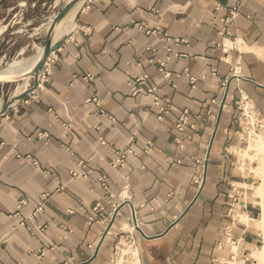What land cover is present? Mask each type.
Here are the masks:
<instances>
[{"label": "crops", "instance_id": "obj_1", "mask_svg": "<svg viewBox=\"0 0 264 264\" xmlns=\"http://www.w3.org/2000/svg\"><path fill=\"white\" fill-rule=\"evenodd\" d=\"M72 10L37 88L0 116V264H111L123 238L138 264H264L249 228L262 213L264 155L249 149L240 112L264 126V0H83ZM141 75L171 103L162 120L151 95L130 92ZM129 140L124 165L111 167ZM80 160L89 177L71 178Z\"/></svg>", "mask_w": 264, "mask_h": 264}, {"label": "rangeland", "instance_id": "obj_2", "mask_svg": "<svg viewBox=\"0 0 264 264\" xmlns=\"http://www.w3.org/2000/svg\"><path fill=\"white\" fill-rule=\"evenodd\" d=\"M68 0H4L0 4V68L6 64L21 59H29L36 55L37 51L44 45L46 31L50 20L54 14L62 8ZM59 29V28H58ZM31 83V80H28ZM20 82H10L0 84V103L10 98L17 84ZM256 140V139H255ZM255 157L264 155L257 153L255 148ZM254 159V156L251 158ZM264 163V161H263ZM262 180H264V171L260 172ZM254 188V192L260 197L262 205L261 216L254 222H250L249 228L260 234L257 247H263L259 252L264 258V199L261 198L259 192ZM238 219V217L236 218ZM240 221H249L246 217L240 216ZM132 246L126 238L120 239L117 244L116 252L113 255L111 264H129L128 254L124 256L123 261L120 259V249H126ZM135 248L134 246H132ZM255 248V247H254ZM256 249V248H255ZM252 253H256V250ZM137 255V250H136ZM253 259L249 264H261L260 257L252 255Z\"/></svg>", "mask_w": 264, "mask_h": 264}, {"label": "built area", "instance_id": "obj_3", "mask_svg": "<svg viewBox=\"0 0 264 264\" xmlns=\"http://www.w3.org/2000/svg\"><path fill=\"white\" fill-rule=\"evenodd\" d=\"M155 13H156V16L158 18H160L159 11H156ZM238 14H239L238 6H235L229 11V14L227 16L220 19L221 28H220V31H218V34L220 36L224 37V36L230 35L229 25L234 22V20L238 16ZM156 30H159V28L156 27ZM167 40H169V39L167 38ZM234 44H235V41H234ZM217 45L219 46V44H217ZM222 47L224 49V45H222ZM167 50H168V52L172 51V49L170 47H168ZM49 60H50V57L47 59L45 65H44V69L40 75V80L44 77L45 73L47 72V68H48L47 66H48ZM163 68H164V63L161 62L159 65V71L162 72L164 70ZM164 76L168 77L169 73H164ZM147 77H148L147 75H141L133 81L128 80L127 85L130 88L131 94L134 96H136V95H147V94L151 95L153 98V105L159 111L157 118H158V120H162L163 116L169 112L170 107H171V103L168 99H165V98H162L161 96H159L156 93L157 91H156L155 87H149V88H143L142 87L143 84L145 83V81L147 80ZM94 100H95V103L99 105V102L96 101V99H94ZM240 112H241V117L246 124V130L248 131L249 136H250L251 132H255V133H259L260 135H262L264 137V126H263V124H261L260 122H257L253 118L252 114L250 113L249 108L247 106H243V107H241ZM110 118L114 122V118H112V117H110ZM189 124H190V121L188 118V111L184 110L178 117V122L176 123V127L179 130H182L186 125H189ZM98 141L101 144H105V142H106L102 137H99ZM132 149H133V147L131 144V140H129L126 143L125 149L118 152L117 158L110 161V163H109L110 166L113 168L122 167L125 163L126 154L128 152H131ZM27 158H29V157H27ZM88 162H89V160H80L78 162V169L70 171L71 178H77V177L88 178L89 174L91 172L90 169H87L88 168ZM32 163H33V165L39 167L37 161L33 160ZM46 172L47 171H43V173H46ZM98 181L100 182V184H101V186L105 192L106 199L110 202L114 198V195L110 192L109 186L107 184L106 175H100L98 177ZM195 182L200 184L201 179L200 180L196 179ZM63 188H64V184L61 183L58 185L57 190H60ZM44 198H45V196L43 195L41 200H43ZM24 204H25L24 200H21L19 203L20 206L24 205ZM42 208H43L42 202H40V204L35 209V211L33 212L32 216L30 218H33L36 213H39L40 211H42ZM97 209H102V206L100 203H97L96 206L93 208V210H97ZM93 218L94 217H90V221H93L94 220ZM20 224L24 225V219L21 218Z\"/></svg>", "mask_w": 264, "mask_h": 264}, {"label": "water", "instance_id": "obj_4", "mask_svg": "<svg viewBox=\"0 0 264 264\" xmlns=\"http://www.w3.org/2000/svg\"><path fill=\"white\" fill-rule=\"evenodd\" d=\"M81 1L83 0H68L66 4L54 14L53 18L49 22L46 31L42 53L31 69H29L28 71H22L0 77V84L31 80V83H29V86L24 91L8 99V101L0 109V116L7 113L13 106V104L23 100L29 93L37 88L40 82L41 72L44 69V65L47 59L63 43L65 39L64 37L55 38L59 26L71 12L74 6H76ZM3 68L4 67L0 68V70H2Z\"/></svg>", "mask_w": 264, "mask_h": 264}, {"label": "bare ground", "instance_id": "obj_5", "mask_svg": "<svg viewBox=\"0 0 264 264\" xmlns=\"http://www.w3.org/2000/svg\"><path fill=\"white\" fill-rule=\"evenodd\" d=\"M78 6H79V3L76 6H74L72 11H74ZM62 31H63V29H62V26H61L57 30L55 38H57L58 35ZM42 50H43V48L41 47V49H39L37 51L36 55H32L33 57H31L29 59L21 58V59H18V60H15V61H12V62L6 64V66H4V68L2 70H0V77H4V76H7L9 74L18 73V72H22V71H28L29 69H31L33 67V65L39 59V57H40V55L42 53ZM27 83H28V80H25L24 82L21 83L23 89L26 87ZM28 86H29V84H28ZM248 137L251 138L250 144H249L250 148L253 147V148H255V150H257V153L264 154V137L262 135H260L259 133H255V132H251L250 136L248 135ZM263 161L264 160H261L259 162V164H258L257 170L259 171V173L264 171V163H263ZM256 191L259 192V194L261 195V198L264 199V180H262L261 183L257 186ZM119 252H120L121 261H123L124 256L126 254H128L129 264H138L137 255H136V249L133 248L132 246H130V247L126 248V249L122 248V249H120ZM121 264H123V262Z\"/></svg>", "mask_w": 264, "mask_h": 264}]
</instances>
